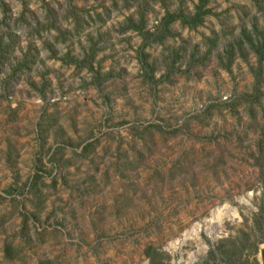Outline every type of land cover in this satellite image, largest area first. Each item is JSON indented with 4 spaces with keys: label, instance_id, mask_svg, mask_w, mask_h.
Masks as SVG:
<instances>
[{
    "label": "rangeland",
    "instance_id": "obj_1",
    "mask_svg": "<svg viewBox=\"0 0 264 264\" xmlns=\"http://www.w3.org/2000/svg\"><path fill=\"white\" fill-rule=\"evenodd\" d=\"M198 3L0 0V264H263L264 0L129 28Z\"/></svg>",
    "mask_w": 264,
    "mask_h": 264
},
{
    "label": "trees",
    "instance_id": "obj_2",
    "mask_svg": "<svg viewBox=\"0 0 264 264\" xmlns=\"http://www.w3.org/2000/svg\"><path fill=\"white\" fill-rule=\"evenodd\" d=\"M208 0H199L198 5L195 7V11L192 15H186L183 11L175 12V13H167L162 19L154 31L146 30L145 21L142 17L139 19L138 23L133 20V18H129L128 21L132 24L129 28L138 31L143 38L144 46H149L152 43L161 44L163 43L168 37L172 35L170 26L176 21H179L184 27L189 28L190 30H194L201 26L204 23L205 17L210 15L212 11L207 8ZM255 35L252 36L251 34H243V39L237 44L238 50L242 51V45L246 42L247 45L250 47L251 51L255 55L257 59V70L254 73L255 76V91L260 92L261 88V74L262 68L264 63V30L259 31L255 30ZM232 44L227 46L224 50V56L226 58V65L225 68L228 69L233 62L236 47ZM1 53V51H0ZM84 62V61H83ZM261 214L264 215V209H261V213L257 214L254 218V224L261 226L262 222L264 221V217H261ZM226 241H221L220 244L212 249L209 252V258L216 259V257H220L227 255L229 251H226L224 248V243ZM262 243V242H261ZM258 248H255V251L258 252ZM151 250L148 252L150 255ZM153 252V251H152ZM262 263L264 264V248L260 250ZM220 254V255H219ZM217 260V259H216ZM217 264H246V263H235L232 260H223L219 259Z\"/></svg>",
    "mask_w": 264,
    "mask_h": 264
}]
</instances>
